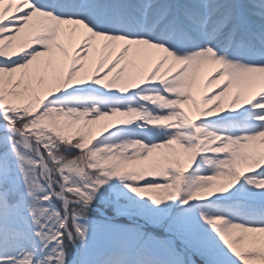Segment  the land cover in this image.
<instances>
[{"label": "snow or ice", "instance_id": "1", "mask_svg": "<svg viewBox=\"0 0 264 264\" xmlns=\"http://www.w3.org/2000/svg\"><path fill=\"white\" fill-rule=\"evenodd\" d=\"M0 264H264V0H0Z\"/></svg>", "mask_w": 264, "mask_h": 264}, {"label": "rangeland", "instance_id": "2", "mask_svg": "<svg viewBox=\"0 0 264 264\" xmlns=\"http://www.w3.org/2000/svg\"><path fill=\"white\" fill-rule=\"evenodd\" d=\"M193 259H197V260H198V258H197V257H193Z\"/></svg>", "mask_w": 264, "mask_h": 264}]
</instances>
